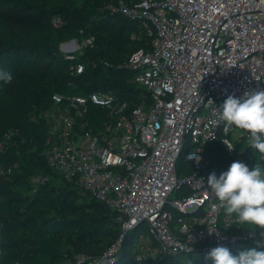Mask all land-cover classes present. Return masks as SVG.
Segmentation results:
<instances>
[{
    "label": "built area",
    "instance_id": "built-area-1",
    "mask_svg": "<svg viewBox=\"0 0 264 264\" xmlns=\"http://www.w3.org/2000/svg\"><path fill=\"white\" fill-rule=\"evenodd\" d=\"M111 9L138 20L141 32L153 38L150 49L137 50L126 64L152 101L143 99L127 113V103L113 92L56 94V106L66 104L52 126L55 140L44 151L50 166L123 214V234L105 260L114 261L124 234L143 223L149 233L140 239L138 263L204 254L218 246L263 247L264 230L244 229L235 215L221 222L224 208L208 187L204 154L211 143L221 142L233 154L236 141H250V134L219 120V114L229 95L264 90V0H137L133 5L121 0ZM73 69L81 73L83 65ZM90 100L113 119L96 131L86 129L82 106ZM14 134L0 139V154ZM185 146L194 173L179 176ZM192 152L199 161L189 158ZM175 192L181 194L172 198ZM83 260L78 256L63 264Z\"/></svg>",
    "mask_w": 264,
    "mask_h": 264
},
{
    "label": "trees",
    "instance_id": "trees-1",
    "mask_svg": "<svg viewBox=\"0 0 264 264\" xmlns=\"http://www.w3.org/2000/svg\"><path fill=\"white\" fill-rule=\"evenodd\" d=\"M120 1L0 0V72L12 75L10 83L0 79V139L15 131L0 154L6 171L0 177V264L73 263L78 256H84L83 264H188L182 255L194 256L191 264H213L205 259L208 252L138 263L140 239L149 233L145 223L124 234L114 261L105 260L123 234V214L94 197L78 179L66 178L44 155L55 140L52 126L66 104L56 106L54 95L113 92L127 103V113L143 99L152 101L151 92L133 81L135 71L126 64L137 50L150 49L153 38L141 32L138 20L111 9ZM123 1L133 5L137 0ZM70 39L91 42L80 52L65 53L60 45ZM78 64L83 65L81 73L73 69ZM82 108L87 109L86 129L96 131L113 120L92 100ZM189 149L185 146L179 157V176L194 173L185 159ZM259 155L251 140L236 141L233 154L221 142L211 143L205 147L204 173L208 178L215 172L218 178L242 159L253 168ZM226 216L223 209L221 222ZM227 248L233 255L243 250L240 245Z\"/></svg>",
    "mask_w": 264,
    "mask_h": 264
},
{
    "label": "clouds",
    "instance_id": "clouds-1",
    "mask_svg": "<svg viewBox=\"0 0 264 264\" xmlns=\"http://www.w3.org/2000/svg\"><path fill=\"white\" fill-rule=\"evenodd\" d=\"M0 79L10 83L12 75L0 72ZM221 109L219 120L250 134L251 146L260 155L251 170L246 164L234 161L218 178L213 172L208 177V187L228 216L235 215L238 223L250 225L251 229L264 230V165L261 163L264 161V90L245 92L240 98L229 95ZM189 158L199 161L198 153L192 152ZM205 259L213 264H264V251L251 248L233 255L227 247L218 246Z\"/></svg>",
    "mask_w": 264,
    "mask_h": 264
},
{
    "label": "rangeland",
    "instance_id": "rangeland-1",
    "mask_svg": "<svg viewBox=\"0 0 264 264\" xmlns=\"http://www.w3.org/2000/svg\"><path fill=\"white\" fill-rule=\"evenodd\" d=\"M74 41H75V43H73ZM86 44H88L87 40L82 42V43H80L76 39H70V40H67V41H64L63 43H61V45H60L61 47L60 48H61V50L63 52H65V51H69V52L70 51L71 52L79 51L80 52L82 50V47L84 45H86ZM232 137H234V134L232 135ZM177 196H178V194L175 192V193L172 194L171 197L172 198H176ZM137 238H139V237L138 236L135 237V241H136ZM243 250H245V249H243ZM181 260H182L183 263H185L187 261H191L192 262V261H194V256L189 258L187 255H182Z\"/></svg>",
    "mask_w": 264,
    "mask_h": 264
},
{
    "label": "water",
    "instance_id": "water-1",
    "mask_svg": "<svg viewBox=\"0 0 264 264\" xmlns=\"http://www.w3.org/2000/svg\"><path fill=\"white\" fill-rule=\"evenodd\" d=\"M75 42V41H74Z\"/></svg>",
    "mask_w": 264,
    "mask_h": 264
}]
</instances>
